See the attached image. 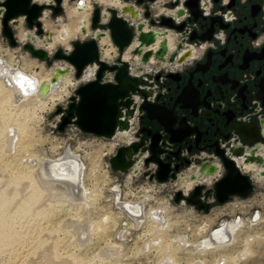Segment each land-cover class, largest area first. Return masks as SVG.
Listing matches in <instances>:
<instances>
[{"label": "rangeland", "instance_id": "rangeland-1", "mask_svg": "<svg viewBox=\"0 0 264 264\" xmlns=\"http://www.w3.org/2000/svg\"><path fill=\"white\" fill-rule=\"evenodd\" d=\"M74 1L75 0H69L67 5L64 6L66 9L63 8V10L56 15L53 14V10L50 7H47L46 11H48L50 29L46 30L42 27L43 30L49 32L52 36L57 35L58 29L60 30L63 25L68 23L66 12L68 9H73ZM158 5L159 2L154 3V7H156L153 9L154 13H157L160 10ZM19 21H21L20 25L13 27L14 35H16V37V30L18 27L25 30L29 29L25 20L20 19ZM77 23L76 20L73 25H76ZM41 26H43L42 23ZM36 36L38 38L41 37L40 35ZM87 38L88 36L84 39ZM84 39H71L68 42L69 47L73 41ZM1 46L0 42V47ZM57 47L63 48V46L60 45H57L56 48ZM8 53L9 56L12 57L13 52L9 51ZM21 54H23V58H28L27 60L23 58L21 59L23 61V66L25 65L27 70L34 69L35 67H31V65L27 64L28 61H30V55L25 54L24 52ZM35 60L38 64L40 63L38 59ZM136 62L138 61L136 60ZM41 64L44 65L43 63ZM149 66L151 67L153 65ZM43 68H45V65ZM45 69V71L49 72L47 68ZM93 69L95 70L94 67ZM70 76L75 80L73 74H70ZM91 78H93V76L90 77V79ZM83 82L78 83L74 87H70L69 94L67 95L68 97H65L69 101V104L72 101L71 98L76 96L75 90L77 86ZM60 106L61 105H55L51 107L48 103L46 106L47 108L37 111V115L34 116L33 119L28 117L29 120L31 119L30 121L28 119L25 121L21 116L16 115L17 112L15 110H11V112L7 113L6 111H0L1 115H3L0 116V130L4 134L2 135L0 132V200L2 202H0V210H4V215L11 218V222L15 226L13 227L17 230L16 233L22 234L21 236L20 234L18 235V237L20 236L21 238H18L21 242H24V244L28 243V247L30 245H37L36 247L38 248L43 247L41 245L44 241V246H49V242L50 245L53 243L58 247L57 249H59V252L61 251L64 255L68 254V257L71 256L68 259H73L72 264H160L162 263L161 261L163 258L167 256H171L173 262L176 264H196V262L197 264H200L201 262H203V264H264V188L262 184L255 183L253 193L247 198L233 197L225 204L214 203V205L208 210H200L187 202L175 203V190L176 188L178 190L181 189L179 188V178H174L176 180L175 187L170 186L168 181L162 184L143 179L142 177H138L137 180L130 179V177L128 178L126 176L127 172H119L111 168L109 159L112 155L109 154L110 150L108 151L101 147L102 143L96 144L95 146L93 143L90 144L89 141L83 142L81 140H69L65 134L50 133L48 122L58 114L55 113V110L57 107L60 108ZM4 113L6 114L5 117ZM14 116H16L15 119ZM17 117H21L19 120L22 119L27 127H29V130L27 129L29 133L27 134L28 136L25 135L22 139L20 138L21 135L20 137L19 135H16L18 136V138L16 137L18 140L15 141L13 138L14 143L11 145L9 140H6L7 136L4 128L11 123L17 124ZM4 118L6 119L4 120ZM1 121L5 122V124ZM59 135L60 137H58ZM21 144L30 146L25 147L23 151L21 147H17ZM15 147L18 148V151ZM27 149L31 153L27 154ZM66 150L77 152L80 157L79 159L84 163L85 170L81 180L83 186H85L86 194L81 196L82 198H73L75 199L73 200L70 197L61 196L58 195L59 193H56L55 196L52 195L47 200L49 196L47 197L48 194L46 189L49 188V185H46V188L44 187V182H42L43 186L42 184L39 185L35 182L36 185L26 177V179L24 177L19 180L17 179L16 176L21 173L27 176L36 170L37 167H32L30 165L27 160L29 159L28 157L38 156L49 157L51 159L56 158L59 155L62 156ZM191 171L192 170L189 168L183 170L184 174H189ZM116 183H119L121 186V193L119 192L120 196H118V200L144 199L143 207L145 208V213H147V209L164 205V213L165 216L168 217L167 219L170 223L169 228L166 230L167 232L165 231L161 236H158V234L154 233L155 231L151 229L153 226L151 227V221L148 217L137 224L133 219L120 211L119 208H116L115 194L114 191L111 190V188H116ZM16 186H18V189ZM30 187H35V189L32 190H35L33 195L38 194L37 202H33L31 206L30 204H27L26 206V200L30 198ZM42 187H44L45 190ZM23 193H25V195ZM146 193V198H144V196L142 198L137 197L139 194L146 195ZM18 195H20V197ZM19 203L22 204L23 207ZM23 208L25 210H23ZM18 209L22 211H19ZM5 210L8 211L6 212ZM255 211H259L262 218H260L257 224L251 225L248 222ZM259 212L257 213L259 214ZM10 214L14 215L10 216ZM238 218H240L241 221L243 220L244 223L236 231L235 241L228 246L221 249H211L196 245L211 229L217 228L224 221H231ZM75 220L77 221L75 222ZM78 222H80L81 225H77ZM98 225H101L102 227L100 226L98 228ZM18 226H20V228H18ZM84 226H87V229L84 228L79 230V227ZM148 227H150V229ZM21 229L24 232H21ZM27 230L28 232H26ZM25 234L27 236H25ZM177 234L184 236L185 241H181L178 238L176 239ZM36 236H42V238L36 240ZM43 238H45V240ZM27 240L31 243L29 244ZM184 242L186 243L183 245ZM148 243L149 245H147ZM245 250L246 253L240 256V253ZM8 251L10 250H1L0 255H2L0 256V260H3L0 261V264H10L14 252L8 253ZM107 251H110V253ZM161 252L164 255L160 254ZM6 256H8L9 259ZM224 257L225 259H223ZM5 258H7L8 263L7 260L5 261Z\"/></svg>", "mask_w": 264, "mask_h": 264}, {"label": "flooded vegetation", "instance_id": "flooded-vegetation-1", "mask_svg": "<svg viewBox=\"0 0 264 264\" xmlns=\"http://www.w3.org/2000/svg\"><path fill=\"white\" fill-rule=\"evenodd\" d=\"M157 2L160 8L157 13L153 12L154 3L146 1L144 5H149L158 18L172 17L177 24L184 23L181 32L168 30L167 39L170 52L177 55L190 52L186 61L172 68L157 60L149 61L137 72L139 63L135 57L124 52L123 59L129 54V63L134 66L135 73L142 75L141 86L152 94L148 101L172 113L175 119L171 129L183 125L191 130V135L180 142H169L170 134L164 125L157 119H149L139 108L143 99L135 91L131 93L132 98L137 99L131 117L136 129L133 142L141 143L139 151L148 157L149 145L155 135H159V146L163 150L160 155L171 163L173 178L205 161L216 164L219 168L216 176L209 178V182L201 181L205 185L199 195L203 208L194 204L200 210H208L214 203L219 204L212 200V185L226 173L217 153L220 150L232 157L236 156L233 149L242 151L238 164L253 183L252 193L258 183L255 175L262 176L263 167L259 163H244L243 160L253 153L264 158V0H198V17L191 15L188 0ZM178 11L181 12L179 16ZM181 40L184 46L179 48ZM116 51L114 48L112 55L115 57L111 63L119 56ZM246 128L251 129L249 137ZM246 164H255L257 168L243 170ZM193 186L188 192L179 190L184 195L191 194ZM206 192L207 198L204 197Z\"/></svg>", "mask_w": 264, "mask_h": 264}, {"label": "water", "instance_id": "water-1", "mask_svg": "<svg viewBox=\"0 0 264 264\" xmlns=\"http://www.w3.org/2000/svg\"><path fill=\"white\" fill-rule=\"evenodd\" d=\"M146 1L157 2V0H134V5L124 3L120 8L108 7L104 10L94 1L89 24V31L93 32L92 36L85 40L73 41L68 49L57 47L49 55L46 49L35 47L31 41L22 45L23 51L28 52L32 58L45 63L46 67L51 66V61L61 60L68 66L57 67L53 70L50 82L40 84V92L42 93L49 90L51 85L57 84L61 77L73 74L77 80L81 78L88 66H95L93 78L77 86L75 90L77 100L75 97L72 98L68 110L58 124L60 132L64 131L66 125L70 124L73 118L74 123L84 133L90 135L113 137L117 132L129 131L133 126L131 117H133L137 106L131 93L137 91L143 99L139 108L146 112L149 119H157L164 125L165 131L170 134L169 142H180L191 135V130L183 125L178 126L175 130L171 129L170 126L175 119L172 113L166 108L148 101L147 98L152 94L141 86L142 75L133 73L130 70L129 60L123 59L124 52H128L131 57L139 58V66L136 69L139 72L151 58L166 64L182 63L190 54L189 51H185L181 55H177L176 52L170 53L171 49L168 46V30L181 32L184 23L177 24L172 17L158 18V16H154L151 7L144 5ZM62 3L63 0H49L45 4L37 3L34 0H0L1 32L8 44L11 47L17 46L12 26L18 25V18L20 17L24 18L28 28H36L38 35L44 34L49 37L50 33L43 30L40 18L47 7H50L55 15L60 13L63 10ZM187 5L191 15L198 17L200 13L198 0H188ZM180 14L181 12L178 11L177 16ZM145 27L147 30L144 29ZM162 27H165V30H160ZM81 32L82 34L87 33L84 27H81ZM105 36L109 37L112 46L118 50L116 52L119 56L115 58V63H109L101 57L104 46L101 48L99 41ZM183 41L181 40L178 44L179 48L184 46ZM154 47H156L155 50ZM60 112L61 108L58 107L55 113ZM245 133L247 137L252 135L250 128H246ZM159 140V135H155L148 148L150 154L148 157L139 151L141 143L132 141L129 144L119 146L109 159L111 168L115 171L127 172L134 165H137L134 168V172L137 173L141 163L151 166L153 164V168L156 165V170L155 173L149 174L150 179L154 178L158 182H173L175 179L171 172L172 166L169 161H164L161 157L160 154L163 150L159 146ZM250 141L252 140L250 139ZM241 152V150L233 149L232 153L236 155L235 157L225 154L222 150L217 152L226 171L225 175L215 180L212 185V200L219 204L227 203L230 197L247 198L252 194L253 183L249 176L241 171L238 164V155ZM210 160L213 159L210 158ZM254 161L263 167L260 174L264 178V158L262 156L253 153L252 156L245 157L243 160L244 163ZM218 170L216 164H208L207 161L196 167L195 172L190 173L189 177L192 181H198L193 186L191 194L189 192L187 196L181 190H177L174 195V202L179 203L184 200L189 204H198L199 208H203L199 204L201 201L199 195L205 187L201 181L206 178L212 179ZM147 174L148 171L143 172V176ZM182 174V172L179 173L177 178ZM262 186L264 188V180ZM204 197H208V192L204 194Z\"/></svg>", "mask_w": 264, "mask_h": 264}, {"label": "bare ground", "instance_id": "bare-ground-1", "mask_svg": "<svg viewBox=\"0 0 264 264\" xmlns=\"http://www.w3.org/2000/svg\"><path fill=\"white\" fill-rule=\"evenodd\" d=\"M34 1L41 2V3L42 2L43 3L49 2V0H34ZM79 1H81V2H79ZM94 1H96L98 3V5L103 9H106L108 7L120 8L123 5V0H75L73 2V9L72 8L68 9L66 12V16H67L66 18H68V23L63 25L60 28V30L58 29L57 35H55V36L50 35L48 39H40L36 35H34L32 32L26 31L25 29L18 27L16 30V33H17L16 38L20 41L24 40V39L30 40L31 42L35 43V45H40V46L44 47L48 52H52L56 48L57 45L63 46V49H68L69 48L68 42L71 39H75V38L84 39L87 36L89 37L93 34V32L89 31V20H90L91 12L93 9L92 3ZM68 2H69V0H63V3H62L63 8H64V6L67 5ZM64 9H66V8H64ZM48 19H49L48 18V11L45 10L43 12L40 20H41V23L43 25L42 27L46 30L50 29L49 28L50 24H49ZM22 20H24V19H22ZM76 20L78 23L76 25H73L74 21H76ZM81 27H84L86 29V32H87L86 34L81 33ZM167 37H169V36H167ZM99 45L104 46V48L102 50V58H104L105 60H108V61L111 60L112 56H113L112 53L114 51V48L111 44L109 37L108 36L102 37L99 41ZM170 47H171V45H170ZM129 58H130L129 54L126 53L124 55V60H129ZM23 59H25V58H23ZM27 59H25V60H27ZM137 59H139V58L135 57V60H137ZM25 60H24V63H25ZM29 60L30 61H28L27 64L31 65V67H35L34 69H30L29 71L20 70L17 72L18 74L15 75V74H13L12 69L5 68V72L1 71V69H0V111H2V112L6 111V113H7V112H11V110H15L17 112V114L16 113L15 114L21 116L22 119H24L25 121L27 119L29 120L28 117L33 119V117L37 115L36 114L37 111H40V110L47 108L46 106L49 103V101H50V103H53L56 100L60 99L61 96H67L69 94L70 87H74L78 83L83 82L84 80L87 81L90 79V77L94 76L95 70L93 69V67L95 68V66L91 65L93 67L88 66L87 69H85V71L83 72L80 79L74 80L73 78H71L70 74L65 75L64 77L60 78V81L57 84L50 86L49 90H47V91L45 90V93H42V92H40V84L42 82H47L50 79L51 73L45 71L46 69L43 68L44 65H42L41 63L38 64L37 61L35 60V58L31 57ZM150 61L152 62L153 58H151ZM2 73L5 74V76L2 77L1 76ZM6 81L8 82L9 85L7 84ZM22 84H23V86H22ZM34 92H36V95L34 97H32V93H34ZM5 115L6 114L4 113V117H5ZM0 116H3V115H1V112H0ZM15 117L16 116H14V119H15ZM21 117H17L18 119L16 118L17 124H15V123L10 124L9 123L10 125H7V126L5 125L6 127L4 128L5 129L4 131H5V134L7 136L6 140H9V143H11V145L14 143V139H15V141L18 140V139H16V137L18 138V136H16V135H19V137L21 135V137H20L21 139L25 135L28 136L27 134L29 133V131H28L29 127H27V125L22 121V119H20L21 121L19 120V118H21ZM5 119L6 118H4V120ZM1 122L5 124V122H3V121H1ZM0 129H1V127H0ZM2 130H3V128H2ZM0 132H1V130H0ZM1 133H2V135H4L3 132H1ZM20 143H18V144H20ZM24 143H25V141H24ZM27 146H30V145H22L21 144L17 147H19V148L21 147V149H23V151H24V148ZM17 147H15V149H17V151H18ZM26 151H28V149ZM29 153H31V152L28 151L27 154H29ZM28 156H30V155H28ZM28 158L29 159H27V160L29 161L30 165L32 167H37L36 170L33 173L30 172L31 174L30 175L28 174L27 176L22 174V173L20 175H17L19 172L15 175H17L16 177L18 180L22 179L23 177L24 178L26 177L29 181H33L34 183L36 182L39 185L42 184V182H44L45 183L44 187H46V185L47 186L49 185V188L46 187L47 188L46 191L48 194L47 197L49 196L47 198V200L52 195L55 196L56 193L57 194L59 193L58 195H61V196L70 197L71 199H73V198L76 199V198H79V197L83 196L84 194H86L85 186H83V183L81 180L82 176L84 174L85 166H84V163L79 159L80 157H79V154L77 152L72 151V150H66L62 156H59L56 158H51V159L49 157L47 158V157H38V156H35V157L31 156ZM23 163H25V162H23ZM24 168H27V167H24ZM254 168H257L255 164H246V165H244L243 170L250 171V170H253ZM189 177H190V173L189 174L183 173L182 176H180V178L178 180V181H180L179 188H181L184 192H188L192 188V186L195 184V181L190 180ZM255 178L257 179L258 183L263 182V180H264L263 176L257 177L255 175ZM14 180H15V178H14ZM178 181H177V183H178ZM202 182H209V178L202 180ZM16 184H18V183H16ZM42 186H43V184H42ZM57 186L60 188H58ZM16 187L18 189V186H16ZM28 187H29V185H28ZM44 187H42V188L44 189ZM115 187L116 188H111V190L115 191L114 196H115L116 208H119L120 211L129 210V212L131 214L127 213V215L130 216L131 218H133L137 224L142 222V220L144 221V219L148 217L149 220L151 221V223H150L151 227L153 226V228H151V229H153V231H155L154 233L158 234V236H161L169 228L170 223L168 222V219H167L168 217L165 216L164 205L147 209V213H145V211H144L145 208L143 207L144 199L143 200H120L119 201L118 200L119 189L116 185H115ZM19 188H22V187H19ZM11 189H12V187H11ZM32 189H35V187L34 188L30 187V196H29L30 198L28 200H26L27 201L26 206H27V204H30V206H31V204L37 200L38 194L33 195L35 190H32ZM22 190H24V189H22ZM37 190H38V188H37ZM52 190H53V192H52ZM58 190H59V192H58ZM21 194H22V192H21ZM23 194L25 195V193H23ZM1 195H2V193H1ZM18 196L20 197V195H18ZM27 196H28V194H27ZM146 196H147V193H146V195H144V198H146ZM75 199H73V200H75ZM10 200H11V198H10ZM0 202H1V200H0ZM18 202H19V200H18ZM15 205H17V204H15ZM20 205H22V204H20ZM82 206H83V204H82ZM22 207H23V205H22ZM22 207H19V208H22ZM24 207H25V205H24ZM18 210L22 211L20 209H18ZM18 210H16V211H18ZM23 210H25V209L23 208ZM82 210H84V209H82ZM3 211L0 210V252H1V250H3V251L10 250V251H8V253L14 252L13 258L11 257L10 264H72L73 263L72 258H71L72 260L68 259L71 256L69 255L70 257H68V254L64 255L63 253H61V251L59 252L58 251L59 249H57L58 247H56V245H54L53 243H52L53 246L49 244L50 242L48 243L49 246H44L43 245L45 242L44 241V242H42V245H41L43 247L38 248V247H36L37 245L36 246L30 245L28 247L27 246L28 243L24 244V242H21L20 236L22 234L19 233L20 236L18 237L19 234L16 233L17 230L14 229L15 226L12 224L11 218H8L7 215H4L5 213H3ZM5 211L7 212L8 210H5ZM16 211H14V212H16ZM27 212H29V211H27ZM30 212H32V211H30ZM13 215L10 214V216H13ZM17 215L19 216L18 213H17ZM30 216H31V214H30ZM260 218H262L261 214L259 215L257 213L253 219L251 217L249 219V222L248 221L247 222L249 224L254 225V224H256V221L258 219L260 220ZM30 219H32V218H30ZM106 219H107V217H106ZM76 221L77 220H75V222ZM36 222H37V220H36ZM243 223H244V221L243 220L241 221L240 218L233 219L231 221H224L220 224V226L217 227L218 229L216 231H213L215 228L211 229L209 231V233L206 234L202 238V240H200L196 245L211 248V249H221L225 246H228L233 241H235L236 231L239 229L240 226H242ZM78 224L81 225L80 222H78L77 225ZM18 225H20V224H18ZM100 226L101 225H98V228ZM18 228H20V226H18ZM84 228L87 229V226L79 227V230H82ZM148 228L150 229V227H148ZM201 228H202V226H201ZM22 231L23 230L21 229V232ZM26 232H28V230ZM29 233H31V232H29ZM26 234H25V236H27ZM30 235H32V234H30ZM33 236H35V235H33ZM18 238H20V239H18ZM38 238H42V236L37 237L36 240H38ZM177 238L180 239L181 241H185V237L182 235L177 234L176 239ZM34 239H35V237H34ZM43 239L45 240V238H43ZM160 239H161V237H160ZM46 242H48V241H46ZM186 242H184L183 245ZM30 243L31 242H29V244ZM147 245H149V243ZM160 247H162V246H160ZM160 251H161V249H160ZM107 252L110 253V251H107ZM3 253H5V252H3ZM163 253H165V252H163ZM244 253H246V250L244 252H241L240 256L243 255ZM160 254H162V252ZM166 254H167V252H166ZM162 255H164V254H162ZM6 257L8 258V256H6ZM7 258H5V261L7 260ZM223 259H225V257ZM2 260H0V261H2ZM161 262L162 263H160V264H176L173 262L171 256H167V257L163 258V260ZM7 263H8V260H7ZM201 263L203 264V262H201ZM2 264H5V263H2ZM196 264H197V262H196Z\"/></svg>", "mask_w": 264, "mask_h": 264}, {"label": "built area", "instance_id": "built-area-1", "mask_svg": "<svg viewBox=\"0 0 264 264\" xmlns=\"http://www.w3.org/2000/svg\"><path fill=\"white\" fill-rule=\"evenodd\" d=\"M125 1V2H124ZM209 1V0H207ZM81 2V1H79ZM124 3H127V4H131V5H134V1L133 0H123V4ZM156 3V2H155ZM154 5V4H153ZM105 10V9H104ZM158 15V14H156ZM20 19H24L22 17H20ZM18 18V25H14L12 27H17L20 25V20ZM14 29V28H13ZM26 31H29V32H32L34 35H38L36 33V28H32V29H27ZM82 33V32H81ZM44 34L40 35L42 39H48L49 37L45 38L43 36ZM92 36V35H91ZM90 37V36H89ZM88 37V38H89ZM15 38H16V35H15ZM85 40V39H84ZM16 41H17V45L16 47H11L9 44H8V41L7 39L3 36L2 32H1V22H0V42H1V47H0V69L1 71L5 72V68H8V69H12L13 71V74H18L17 72L20 71V70H27V68L25 66H23V62H22V58H23V55L21 54L22 52H24L25 54H29L28 52H25L22 50V45L27 42V41H30V40H27V39H24V40H18L16 38ZM33 43V42H32ZM35 47H41V48H44L40 45H35V43H33ZM101 48H102V45H101ZM45 49V48H44ZM154 50L156 49L153 48ZM55 50V49H54ZM54 50L52 52H48L49 55H51ZM9 51L13 52V55L12 57L9 56ZM171 51V50H170ZM171 53V52H170ZM20 55V56H19ZM31 57V56H30ZM101 57H102V51H101ZM115 55L112 57L111 61H108L109 63L112 62V60L114 59ZM104 59V58H103ZM139 60V59H137ZM154 61V59H153ZM186 61V59H185ZM131 62V61H130ZM40 63H43V62H40ZM45 65V63H43ZM177 64V62H174L172 64H167L169 65L170 68L174 67L175 65ZM57 67H67L66 63L64 61H51V66L50 67H46L45 65V68H47L49 70V73H51L50 75V79L47 81V83L50 82L51 78H52V72L55 68ZM130 70L135 73V68L133 65L130 64ZM29 71V69L27 70ZM136 74V73H135ZM2 77L5 76V74L2 73L1 75ZM7 82V81H6ZM55 85V84H54ZM52 86V85H51ZM36 95V92L32 93V97H34ZM65 97H68V96H61L60 99L56 100L55 102L53 103H50L49 101V104L51 105V107L55 106V105H61L60 108H61V112L58 113L57 115H55L49 122H48V127H49V130H50V133H56V134H65L67 136V139L69 140H72V141H89V143H93L95 144H100L102 143L101 147L104 148V149H107L108 151L110 150L109 154L110 155H113L116 151V149L119 147V146H122V145H125V144H129L130 142H132L134 140V132L136 131L135 129V123L134 125L132 126V128L127 131V132H117L115 136L113 137H100V136H95V135H90V134H86L84 133L75 123H74V118L71 119V123L66 125L64 131L60 132L58 130V124L60 123L63 115L66 113V111L68 110V106H69V101L65 98ZM75 100H77V96H75ZM72 99V98H71ZM137 101V99H135ZM60 103V104H59ZM58 108V107H57ZM60 137V135L58 136ZM64 153V152H63ZM62 155V154H61ZM60 156V155H59ZM58 156V157H59ZM137 165H134L129 171H127V174L126 176L130 179H134V180H137L138 177H142L143 179H148L149 181H153V182H158L156 181L154 178L153 179H150L149 178V174L150 173H154L155 170H156V165H154L155 167L153 168V170H151V165H144L143 163H141L139 165V171L137 173L134 172V168L136 167ZM153 166V164H152ZM191 169L192 172H195V169H192V168H189ZM144 171H148V174L146 176H143V172ZM124 174V173H123ZM141 175V176H140ZM175 181L174 180L173 182L171 181H168V183L170 184V186H173L175 187ZM158 183H166V182H158ZM116 186L118 185L119 187V192L121 193V186L120 184L116 183L115 184ZM177 191V188L175 190V192ZM115 192V191H114ZM120 193L118 196H120ZM175 195V193H174ZM187 195V194H186ZM144 194H139L137 195V197H143ZM125 200V199H124ZM180 202H185L184 200L180 201ZM123 213H125L127 215L128 214H131L128 210L127 211H122ZM259 212V211H255L253 213V216H252V219L255 217L256 213ZM259 215H260V212H259ZM128 216V215H127ZM130 217V216H129ZM239 217V216H238ZM131 218V217H130ZM133 219V218H131ZM134 220V219H133ZM259 221V219L256 221V224L257 222ZM252 225V224H251ZM220 226V225H219ZM215 229H218V228H215Z\"/></svg>", "mask_w": 264, "mask_h": 264}, {"label": "crops", "instance_id": "crops-1", "mask_svg": "<svg viewBox=\"0 0 264 264\" xmlns=\"http://www.w3.org/2000/svg\"><path fill=\"white\" fill-rule=\"evenodd\" d=\"M158 12H159V11H158ZM144 29L147 30V27H145ZM158 29H159V28H158ZM160 30H161V28H160Z\"/></svg>", "mask_w": 264, "mask_h": 264}, {"label": "snow or ice", "instance_id": "snow-or-ice-1", "mask_svg": "<svg viewBox=\"0 0 264 264\" xmlns=\"http://www.w3.org/2000/svg\"><path fill=\"white\" fill-rule=\"evenodd\" d=\"M22 86H23V84H22Z\"/></svg>", "mask_w": 264, "mask_h": 264}]
</instances>
